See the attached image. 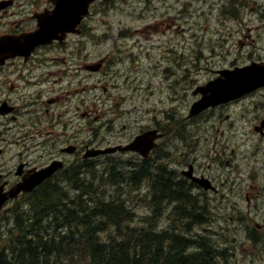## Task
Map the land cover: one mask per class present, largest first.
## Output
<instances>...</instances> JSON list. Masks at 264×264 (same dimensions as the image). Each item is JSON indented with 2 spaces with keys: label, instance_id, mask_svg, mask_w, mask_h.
Listing matches in <instances>:
<instances>
[{
  "label": "flooded vegetation",
  "instance_id": "af4514ba",
  "mask_svg": "<svg viewBox=\"0 0 264 264\" xmlns=\"http://www.w3.org/2000/svg\"><path fill=\"white\" fill-rule=\"evenodd\" d=\"M235 2L212 0L206 7H221L225 19ZM248 5L240 0L230 9L240 23L222 21L226 69L264 63V45L246 33L261 25L246 24L237 16ZM196 8L192 0H93L87 11L85 0H0V36L17 38L18 46L0 57V192L7 196L0 221L26 195L10 197L11 191L37 169L56 166L47 178L53 183L69 170L70 176H81L84 163L95 158H162L176 170L170 183L176 192L177 221L226 223L225 238L236 243L227 247L225 263L264 264V84L209 110L215 117L202 123L183 119L189 108L168 88L183 86L193 76L187 56L200 52L201 62L213 58L212 52L198 50L213 45L212 35L187 34L200 27L191 25L198 24L192 20ZM41 29L58 34L37 45L26 39ZM235 33L240 34L239 47L227 51ZM210 70L216 76L219 69ZM156 77H162L159 89L165 95L159 102L135 94L141 79L148 78L152 87ZM171 77L176 79L165 88ZM204 83L190 80L195 99ZM141 109L142 115L133 118ZM182 126L186 134L178 138ZM150 130L157 133L151 135L147 155L142 154L146 148L136 146L92 156L96 150L131 144ZM202 141L204 146L198 147ZM146 167L139 162L131 170L144 172ZM207 181L214 190L201 187ZM188 204L192 209L185 213Z\"/></svg>",
  "mask_w": 264,
  "mask_h": 264
},
{
  "label": "bare ground",
  "instance_id": "6f19581e",
  "mask_svg": "<svg viewBox=\"0 0 264 264\" xmlns=\"http://www.w3.org/2000/svg\"><path fill=\"white\" fill-rule=\"evenodd\" d=\"M184 128L185 127L182 126L178 131L177 133L178 138H181L180 137L181 135L184 136L186 134ZM202 145L204 146L203 141H202ZM162 155L163 154H160L161 157ZM153 161H158V162L156 165H152V163H154ZM139 162H143L144 164L147 165L146 167L147 169L143 172L147 176L145 175L140 178L141 186L137 188L133 184H131V181L127 180V178L135 174H137V176L141 174V172L131 170L132 168L137 166ZM148 167H150L149 169L151 170V172L156 171L155 169H162L163 170L162 172L156 171L157 176H164V177L167 176L168 178H170V181L172 180L173 174L175 176L176 173L175 168L172 167L166 159H162V158H159V160L158 158H156L149 162H145L141 159H135L134 161L132 160V162L128 160H113V159L96 161L95 158L94 160H91V162L84 163L83 165L84 171L81 176L76 175L72 177L70 176V170H69L68 175L66 172V175L64 174L63 176L57 178L56 180H54L53 183L52 181H48L46 179V176H44L46 170L49 169L48 167L35 170L31 174V177L35 180L40 181L41 184L25 200L26 209L22 210L21 212L23 214L22 220L23 221L27 220L28 224L26 225L24 230H29L28 233L30 235L36 236L38 232H45L49 228L53 227L52 224L56 225L59 223H67L69 221V210L65 207H63L64 208L63 215H57L54 211V208H52L51 205L43 204V206L46 209L52 210V212L44 214L42 209L40 208V206H42L40 205L42 200L38 201L39 199L38 195L40 193L46 190V194H45L46 196L50 190H51L50 192L53 194L54 192H59L60 195L58 197H60V199H63L66 204L74 206L81 196H83L84 198L87 197L85 195L86 192L85 185L88 183L93 185L96 191H99V194L102 193V196H100L98 199L95 200L97 204L100 203L101 201H104L105 203L111 202L112 198L116 201L124 200V202H120V203H125L124 208H127L130 212L129 214L130 220L127 219L128 213H126V215L123 216V218H125L124 224H127L129 226V232H125L123 228L118 229L115 225H110L106 229H102L101 231L98 230V234L99 237L101 238L100 239L101 241L106 242L107 240H109L110 238L116 235H119L118 239H122L125 236L127 238L133 239L134 237L132 235L134 234L138 235L142 227H147L149 232L158 235L159 238H163L161 249H163L164 251L175 249L171 247L172 240L170 239L177 238V236H181L183 237L181 239H185L187 242H190L188 246L183 245L184 248L186 249V252L196 251L197 246L199 249L201 248L206 249V247L211 248V246H213V248L216 251L223 252V254L221 256H218L217 258L219 264H226L225 260L227 257V250H228L227 247L230 246L232 242L234 245L236 243V240H232L230 238L228 241L226 240L225 228H224L226 223L219 224L216 220H213V222L185 221L179 223L176 219V217L179 216L180 214L177 208V200L175 198L176 192L174 191V184L170 183V181L167 183L165 180H163L162 184L164 186L169 185V189L172 190V192L167 194L166 188L164 187V188H160L159 193L156 194L154 188V182L152 181V178L148 174L149 173ZM140 168L141 167H138V169ZM72 174L74 175L73 172ZM128 182L130 183V187L127 186ZM107 183L110 184L111 189L113 187V190L117 188L122 190L123 192H129V193L132 192L133 190L136 191L137 193L139 192L141 193V191H143V193L147 197V199L143 201L148 202L147 206L151 208V213L148 215L140 214L141 221L137 222L136 219L137 213L134 211V209L131 206H140V204L136 201L129 203V201L133 197L132 196L133 194L131 195L129 193H124L122 196H120L119 194L110 193L109 189L105 187ZM201 187H203L206 190H210V189L214 190V186L209 181L205 182ZM190 191H192V189H190ZM167 195H171V196L168 197ZM192 197L193 195H191V199ZM158 205H161L162 207L160 212L158 211ZM59 207L61 208V206ZM183 209L184 212L186 213L189 210H191L192 207L191 205L188 204ZM213 209H214L213 215L217 216L218 211L215 208ZM164 214H166V218H168L169 220L168 227H166V224L165 226L158 225L159 223L158 220L159 219L162 220L164 218ZM194 220L195 217L191 216V221ZM6 221H7L6 219H1L0 223L1 222L6 223ZM153 221H155L154 222L155 226L152 225ZM22 228H14L9 230L15 236L21 237L23 231ZM59 231H61V234L64 235L63 238H66L69 235L68 233H66V228L60 227L59 229H57L58 237H61V235H59L60 234ZM1 234L2 232L0 231V239H2ZM9 237L11 238L12 236ZM75 238L76 239L79 238V232H76ZM198 238L201 239L197 244L196 239ZM18 248L19 247L17 246V249ZM53 259L54 258L52 256V258H50V261L52 262ZM35 261L39 262L37 260Z\"/></svg>",
  "mask_w": 264,
  "mask_h": 264
},
{
  "label": "trees",
  "instance_id": "16d2710c",
  "mask_svg": "<svg viewBox=\"0 0 264 264\" xmlns=\"http://www.w3.org/2000/svg\"><path fill=\"white\" fill-rule=\"evenodd\" d=\"M149 168L148 174L154 182L155 193L158 194L159 189L164 188L160 187L158 180H165L168 183L170 178L157 176L156 171L162 172V169L151 172ZM145 175L141 172L139 176L135 174L129 177L131 184L140 187V178ZM165 188L166 191L170 190L169 185ZM85 189L87 197L81 196L74 206L60 199L59 192L53 194L50 190L46 196V190L40 193L38 195V201L42 200L40 207L45 209L43 204H49L57 215H63V207H65L69 210V221L52 224L53 227L45 232H38L37 237L30 235L29 230H24L28 224L27 220L16 223L18 228L23 227L22 235L20 237L13 234L11 238L1 237L5 239H0V264H35V260L40 264H219L217 258L223 252L216 251L213 246L206 249H199L197 246L196 251L186 252L183 245L188 246L190 242L181 239L183 238L181 236L170 239L171 247L175 249L164 251L161 249L163 238L149 232L147 227H142L138 235H132L133 239L126 236L118 239L119 235H116L106 242L101 241L98 230L106 229L110 225L129 232V226L124 224L125 218H123L128 211L127 208L120 213L122 209L114 211L115 208L109 206L111 202L101 201L97 204L95 200L102 196V193L99 194V191L88 183ZM161 209V205H158L159 212ZM127 219L130 220L129 215ZM60 227L66 228V233L69 234L66 238H63L62 230L59 231L61 237H58L57 229ZM76 232H79L78 239L75 238ZM200 239L195 240L197 244ZM52 256L54 259L51 262Z\"/></svg>",
  "mask_w": 264,
  "mask_h": 264
},
{
  "label": "rangeland",
  "instance_id": "374dc122",
  "mask_svg": "<svg viewBox=\"0 0 264 264\" xmlns=\"http://www.w3.org/2000/svg\"><path fill=\"white\" fill-rule=\"evenodd\" d=\"M212 0H192L193 2V6L197 7L196 10H193V16H192V20L195 22L197 21V23H193L191 25L193 26H200L196 31H188L187 34H192V33H197L199 36H209L212 35L214 37L213 40V45L210 47H203L204 48V52L207 54H211L212 52V57L213 58H209L206 60H202L201 62V53L199 52L198 54L196 53L195 55H191V56H187L186 57V61L188 62L187 66L191 67L193 69V76L191 78H189L186 83L183 84V86L177 87V88H173L171 86L168 87L169 84H171L176 77H171L168 80H165V88L168 87L170 89V92L175 95L174 97L178 100H181V106L182 107H188L190 109L192 103L196 100L192 94L193 89H191L189 82L190 80H194L195 83L197 82H205L209 79H211L212 76V71L210 69H220V68H224L225 66V41H224V37H225V24L222 23L223 20H227L228 25H233V24H237L240 23L239 21L233 20L232 17L230 16V9L232 7H236L239 3L240 0H236L235 3H233L228 10L227 17L222 16L221 12V7L217 8L216 10H211L210 7H206V5L211 4ZM242 2H248L249 5L247 6V8H245V11H239L237 13V16L240 17L242 16L246 22V24H255L256 26L261 25V28L259 30H255V31H251L250 33L246 32L247 34H250L256 41V43L260 46V45H264V0H241ZM217 6H221V2L218 1V3L216 4ZM204 7V8H202ZM203 9H205L206 13H202ZM230 19V20H229ZM185 26V25H183ZM222 28L224 31L223 33L221 32H217L218 29ZM179 36H181V33H178ZM193 35V34H192ZM240 34L235 33L234 37H231L229 39L228 42V48L227 51L230 50L231 52L233 51H237L238 47H239V43L237 42V40L239 39ZM163 38L160 40L162 41ZM200 49H202L201 47H198V50L200 51ZM155 52L159 53L158 49L155 50ZM230 58H233V55L230 56ZM148 65V62H144V67L146 68ZM185 66V65H184ZM183 66V68H184ZM164 68V66H161L160 69L162 70ZM183 68L178 70V76L180 74L183 73ZM201 80V81H199ZM149 82L150 80L148 78L145 79H141L140 83H142V85L140 86V90L137 91L135 94H140L143 93L142 95V100L145 99H149L152 101H160V99L162 97H165V95L161 92L164 89H159L161 87H163L162 82L163 79L162 77H156L155 79L152 80L151 85L152 87H149ZM187 88V93H184V89ZM131 95V93L129 94ZM140 105V104H138ZM162 109V106H159V110ZM143 109L138 110V111H134L133 114V118L135 116H140L143 113ZM155 112L151 111L150 112V116H153ZM208 117V115L206 116ZM123 119L126 121L127 120V116H124ZM186 119V115L185 118ZM200 123H202L200 121ZM184 130L186 131V128H184ZM184 133V132H183ZM38 160H42V159H38ZM102 170V169H99ZM127 180L130 181V178H127ZM162 181V180H161ZM161 181H158L160 187H165ZM127 186L130 187V183H127ZM105 187H107L110 191V193H114V194H119L120 196H122L124 193H129V192H123L120 189L115 188L113 190V187L111 189L110 184H106ZM172 190H168L167 193H171ZM142 193V195H141ZM141 193H137L136 191H132L129 194H133L131 198V200L129 201V203L131 202H138L140 204V206H131L134 211L137 213L136 215V219L137 222H140V214H150L151 213V208L149 206H147L148 202H144L143 200L147 199L146 195L143 193V191H141ZM168 197H170L171 195H167ZM120 202H124V200L122 201H116L112 198L111 204L109 205L110 207H114L116 211L117 209H122L121 212L125 209L124 208V204L125 203H120ZM43 210V213H49L52 212V210L50 209H43V207H40ZM62 209V208H60ZM128 211V215L130 214L129 210ZM120 213V212H119ZM153 213V212H152ZM155 221L152 222V225L155 226ZM158 225L160 226H165L168 227V218H166V214H164V218L162 220H158ZM172 224V223H171ZM9 229H12V225L7 224V225H2L0 227V231L2 232L1 237H9V236H13V233L10 232ZM7 230V231H6ZM5 238H2V240H4ZM35 264H40V262H36Z\"/></svg>",
  "mask_w": 264,
  "mask_h": 264
},
{
  "label": "water",
  "instance_id": "95a60500",
  "mask_svg": "<svg viewBox=\"0 0 264 264\" xmlns=\"http://www.w3.org/2000/svg\"><path fill=\"white\" fill-rule=\"evenodd\" d=\"M0 47H6L3 40ZM224 77L211 82L204 91L203 98L199 100L191 111V116L198 114L210 105H216L225 99V94L231 95L235 92H243L250 90L258 84L264 82V66L252 65L246 68L237 69L229 73L223 72ZM47 174L45 173L44 176ZM31 182H26L22 186L26 190H30L38 180L31 179ZM3 199L0 198V206Z\"/></svg>",
  "mask_w": 264,
  "mask_h": 264
}]
</instances>
